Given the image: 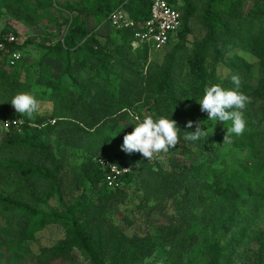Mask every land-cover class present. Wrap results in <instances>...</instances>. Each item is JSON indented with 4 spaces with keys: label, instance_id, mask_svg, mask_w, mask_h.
<instances>
[{
    "label": "trees",
    "instance_id": "obj_1",
    "mask_svg": "<svg viewBox=\"0 0 264 264\" xmlns=\"http://www.w3.org/2000/svg\"><path fill=\"white\" fill-rule=\"evenodd\" d=\"M168 1L179 10L184 7L183 23L175 39L178 43L170 42L172 50L161 65L150 60L147 48L133 47L136 34L141 32L139 25L150 19L151 0H79L61 6L54 0H35L34 4L30 0L5 1L7 13L29 29L38 28L48 19L57 24L53 8L69 18L64 40L40 47L47 54L34 68L26 67L24 59L16 66L9 62L14 51L23 55L32 42L6 44V50L0 51V120L13 117L22 122L21 126L12 125L8 132L4 130L0 139V187L18 184L16 189L8 188L5 195H0V213L12 222L0 232L13 237L24 253L40 264H75L78 254L90 264H140L165 245L180 252L176 264H189L184 253L198 245L196 232L204 235L223 223L233 240L239 235L236 220L244 214L245 194L233 190L222 203L210 204L211 195L225 196L222 185L218 180L213 184L198 180L192 174L194 167H181L175 156H196L212 172L224 165L222 156L229 145L223 139L209 131L208 138L200 142L181 139L173 149L160 153L171 159L172 169L168 170L157 164L160 154L151 160L136 152L120 155L113 135L107 134L115 125L143 117L138 108L143 103L153 115L171 116L180 128V137L185 131H195L197 123L208 130L198 114L201 106L196 100L207 85L235 87L231 79L220 77L219 68L234 67L227 58L237 49L262 61L260 83L249 90L250 102L243 112L247 128L259 133L264 126V4L246 14L245 0H230L222 11L214 8L222 0H209L201 20L207 35L190 50L186 47L189 25L200 14L199 8L191 0ZM119 9L126 12L135 27L112 30L103 39L99 31ZM91 18L95 20L93 31L88 23ZM48 58L62 65L59 75L54 73V66L46 65ZM19 92H28L38 101L39 109L33 116L8 114L14 109L11 98ZM188 121L194 122L192 128L186 127ZM131 131L130 126L122 133ZM96 136L100 142L98 153L70 172L75 188L83 192L70 204L63 203L60 210L43 211L39 207L42 203L57 196L64 198L62 183L68 175L65 169L70 152L90 146L97 141ZM100 156L131 168L123 188L108 187L105 172L95 161ZM256 158L264 164V143ZM262 177L264 184V172ZM131 192H141V201L153 204L148 221L163 220L157 224L149 221L155 234L148 230L129 235L114 220L115 215H121L128 227H133L135 222L122 210ZM170 209L175 211L173 215ZM50 224L62 226L66 238L34 256L25 244ZM255 239L262 258L264 232L257 233ZM209 249L210 264H220L227 250L220 241Z\"/></svg>",
    "mask_w": 264,
    "mask_h": 264
},
{
    "label": "rangeland",
    "instance_id": "obj_2",
    "mask_svg": "<svg viewBox=\"0 0 264 264\" xmlns=\"http://www.w3.org/2000/svg\"><path fill=\"white\" fill-rule=\"evenodd\" d=\"M6 0H0V43L7 42L8 38L16 37L19 44L26 42H32L27 45L23 52L24 65L26 67H36L37 64L46 56V50L44 46L55 45L58 42L64 40V33L67 29L66 21L69 19L65 13L57 12L55 8L52 10V16L58 22L57 26L53 21L43 20L40 22L38 28L29 29L25 24L18 22L12 16L7 13L5 7ZM34 4L35 0H30ZM200 11V14L193 18L190 22L189 28L190 33L187 37L186 47L193 49L195 44L202 42L206 35L207 30L202 23V17L206 12V7L209 0H191ZM58 6L65 5L67 3H78L79 0H54ZM245 13L248 14L252 8H258L264 4V0H245ZM231 3L230 0H222L214 5L216 11L223 10ZM184 7H180L183 14ZM51 16V18H52ZM24 23V22H23ZM90 29H95V20L93 18L88 21ZM112 32L109 27L102 28L101 37L104 39L105 35ZM178 43L177 40L174 41ZM169 48V49H168ZM171 48V49H170ZM243 48V47H239ZM248 48V46L246 47ZM172 47L167 46L161 52H154L157 55L151 56L153 63L161 65L164 62L165 56L171 52ZM149 61V63L151 62ZM227 63L232 64L234 67L230 68L222 66L219 68V75L224 80H229L232 76H238L240 78V90L248 94L249 90L259 85L261 80V68L262 61L256 55L247 52L242 49H237L232 52L228 58ZM47 66H54V73L59 75L62 70V65L58 64L54 59L48 58L46 60ZM232 80V79H231ZM141 114L144 116L153 115L150 113L148 106L144 103L138 106ZM15 109L11 110L8 114L12 116L15 114ZM198 114L203 118L204 124L208 131L221 139L227 136L230 123L226 122H215L208 120L207 113L202 112L198 108ZM13 118V117H12ZM9 117V119H12ZM4 120H0V139L4 136ZM132 122H124L120 125L111 127L107 134L113 135L116 149L120 155L130 154L125 153L121 150L123 143V136L125 130L129 129ZM97 141H92L88 147L74 150L70 152L68 164L65 169V174H68L63 178L62 194L64 198L59 196L54 199L42 203L39 206L43 211L50 212L52 210H60L63 203L70 204L73 199H76L82 192H78L73 184L71 168L80 166L84 162L91 160L92 156L98 153L99 150V138ZM231 143L223 153L221 163L224 164L221 168L208 172L200 162H198L196 156L183 157L176 153V159L180 161L181 167L185 165L190 167L193 166V176L198 180L213 184L216 180L222 185L225 196L211 195L209 203L219 204L225 201L227 197H230L233 190H241L244 194V200L246 201L242 205L244 214L241 218L236 220L237 232L239 235L235 240L225 232L222 224L219 223L204 235L200 233V241L195 248L188 249L185 252V262L189 264H210V247L215 241H220L222 248L226 249L227 252L224 254L220 264H264V257L259 258V246L255 237L257 233L264 232V184L262 173L264 172V164L256 158L257 153L260 151V146L264 143V126L260 129L259 133L256 130L246 128V131L236 136L231 134ZM50 142V141H49ZM91 148V149H90ZM100 152V151H99ZM102 152V151H101ZM175 158L174 154L171 155ZM166 154H160L157 161L159 166L165 169L171 170V159ZM155 161L153 160L152 163ZM199 164L201 167H199ZM204 167V168H203ZM200 169V170H199ZM199 173H198V172ZM18 184L9 183L0 187V195H5L8 188L16 189ZM92 191L89 190L88 194L91 195ZM142 193H130V199L128 204L122 208L124 214L128 216L134 223L133 227H128L127 221L122 220L121 215H115L114 220L117 225L123 228L125 233L129 235L139 234L142 231L147 232L148 230L155 234L154 228H150V223L157 224L163 222L160 218L147 220V214L150 211L153 204L147 205L141 201ZM169 206L170 204L167 203ZM127 209V210H125ZM175 211L170 209V215H173ZM201 213L199 212V215ZM12 225L3 214L0 213V229L8 228ZM141 231V232H140ZM66 238V232L62 226L56 224L48 225L43 231L37 233L33 240L26 242L28 251L33 253L34 256H38L41 251L45 248H52ZM188 253V254H187ZM187 254V255H186ZM178 255L180 252L177 248L170 245L159 246L155 251L154 255L140 264H176ZM78 260L75 264H90L81 255H77ZM0 264H40L34 257H29L24 253L21 247L16 244V240L7 238L0 232ZM61 264V263H54Z\"/></svg>",
    "mask_w": 264,
    "mask_h": 264
},
{
    "label": "clouds",
    "instance_id": "obj_3",
    "mask_svg": "<svg viewBox=\"0 0 264 264\" xmlns=\"http://www.w3.org/2000/svg\"><path fill=\"white\" fill-rule=\"evenodd\" d=\"M234 88L226 89L219 84L205 86L198 104L201 111L207 113L208 120L228 122V134L225 143H231L230 136H239L246 131L247 121L243 110L250 102L249 97L240 90V78L232 76ZM10 104L19 114L31 117L39 109L36 98L28 92H19L11 98ZM193 121H188L186 127L192 128ZM132 131L123 136L121 150L127 154L134 152L142 154L151 160L160 153H167L182 139L185 142H200L208 138V130H202L197 123L195 131H185L183 137L179 136L180 128L177 122L168 115L136 116L131 125Z\"/></svg>",
    "mask_w": 264,
    "mask_h": 264
},
{
    "label": "built area",
    "instance_id": "obj_4",
    "mask_svg": "<svg viewBox=\"0 0 264 264\" xmlns=\"http://www.w3.org/2000/svg\"><path fill=\"white\" fill-rule=\"evenodd\" d=\"M151 3L150 19L139 25L141 32L136 34V41L133 44L134 49L147 48L150 60L154 52H161L169 46L171 41L176 39L183 23L181 11L177 7H173L168 0H151ZM107 27L111 30H125L135 27V23L128 19L123 9H119L111 15L109 22L103 28ZM17 42L18 39L14 36L8 38L7 42L0 43V51L6 50V44ZM21 61H23V55L19 51H14L9 57L11 66H16ZM12 125L21 126L22 122L7 118L3 126L8 132ZM95 161L104 170L106 183L110 189L123 188L124 178L131 173V168L122 167L104 156L96 158Z\"/></svg>",
    "mask_w": 264,
    "mask_h": 264
},
{
    "label": "crops",
    "instance_id": "obj_5",
    "mask_svg": "<svg viewBox=\"0 0 264 264\" xmlns=\"http://www.w3.org/2000/svg\"><path fill=\"white\" fill-rule=\"evenodd\" d=\"M101 31H102V29L99 32H101Z\"/></svg>",
    "mask_w": 264,
    "mask_h": 264
}]
</instances>
